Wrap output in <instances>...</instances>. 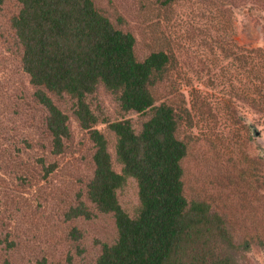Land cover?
Wrapping results in <instances>:
<instances>
[{
  "label": "rangeland",
  "instance_id": "rangeland-1",
  "mask_svg": "<svg viewBox=\"0 0 264 264\" xmlns=\"http://www.w3.org/2000/svg\"><path fill=\"white\" fill-rule=\"evenodd\" d=\"M92 2L114 27L132 34L136 59L156 50L168 55L153 96L155 104L163 101L175 110V135L186 146L181 160L186 199H205L237 225H263L264 183L254 182L258 172L250 175L253 169L250 184L229 173L227 157L243 162L234 154L239 147L232 145L240 131L225 120L237 122L245 113L252 125L242 134L245 142L238 138L241 146L264 154V124L240 101L243 76L226 57L231 48L246 45L264 51V11L247 9L242 0ZM17 9L15 0L0 2V264H94L101 243L115 238V227L111 214L96 211L85 196L93 144L73 115L71 100L54 97L67 115L68 135L61 150L52 151L46 111L21 68V47L10 26ZM86 100L98 120L93 127L104 135L118 171L114 136L103 120L129 118L138 126L148 112L123 113L114 94L101 86ZM260 177L264 179V167ZM116 197L121 208L134 215L137 197L131 178ZM80 202L91 214L71 217L69 210ZM238 261L264 264V247L251 246Z\"/></svg>",
  "mask_w": 264,
  "mask_h": 264
},
{
  "label": "trees",
  "instance_id": "trees-1",
  "mask_svg": "<svg viewBox=\"0 0 264 264\" xmlns=\"http://www.w3.org/2000/svg\"><path fill=\"white\" fill-rule=\"evenodd\" d=\"M15 1L18 9L10 26L21 47V68L46 111L52 151L59 152L68 135L67 115L54 97L71 100L72 113L93 144L85 196L96 211L111 214L115 227V238L101 243L94 264H240L238 258L243 260L251 246L264 247V215L257 228L237 225L205 199H186L181 167L186 146L175 135V110L163 101L155 104L153 96L168 63L165 51L136 59L132 34L114 27L92 0ZM242 1L247 9L264 11V0ZM230 50L226 57L243 76L239 99L264 124V51L248 45ZM98 86L114 94L123 113L148 112L138 126L129 118L103 120L114 136L118 171L112 167L104 135L93 127L98 120L86 100ZM225 121L240 131L232 145L239 147L234 154L243 162L227 157L229 173L250 184V175L258 172L254 182L264 183L258 178L264 154L257 156L241 146L252 122L245 113L237 122ZM127 178L136 186L132 216L116 197ZM69 212L71 217L91 214L82 202Z\"/></svg>",
  "mask_w": 264,
  "mask_h": 264
},
{
  "label": "water",
  "instance_id": "water-1",
  "mask_svg": "<svg viewBox=\"0 0 264 264\" xmlns=\"http://www.w3.org/2000/svg\"><path fill=\"white\" fill-rule=\"evenodd\" d=\"M255 134H257V132H255Z\"/></svg>",
  "mask_w": 264,
  "mask_h": 264
}]
</instances>
